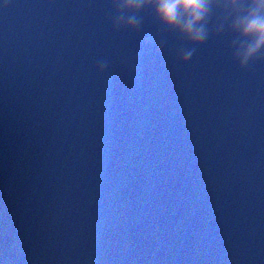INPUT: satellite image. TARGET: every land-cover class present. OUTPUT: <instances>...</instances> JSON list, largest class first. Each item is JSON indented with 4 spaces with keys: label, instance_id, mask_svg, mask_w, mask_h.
Instances as JSON below:
<instances>
[{
    "label": "water",
    "instance_id": "95a60500",
    "mask_svg": "<svg viewBox=\"0 0 264 264\" xmlns=\"http://www.w3.org/2000/svg\"><path fill=\"white\" fill-rule=\"evenodd\" d=\"M236 7L192 45L151 6L132 31L112 0H0V264H264V60L233 59Z\"/></svg>",
    "mask_w": 264,
    "mask_h": 264
},
{
    "label": "clouds",
    "instance_id": "9594fccd",
    "mask_svg": "<svg viewBox=\"0 0 264 264\" xmlns=\"http://www.w3.org/2000/svg\"><path fill=\"white\" fill-rule=\"evenodd\" d=\"M112 3L118 5L120 12L113 23L116 29L138 31L143 21L139 13L145 6H151L152 15L164 29L176 32L192 45L203 44L209 38L214 6L223 9L236 5L232 9L235 12L232 28L247 38V43L232 54L233 59L241 68L248 66L250 61L264 60V56L259 55L264 49V0H112ZM195 51V47L182 45L178 56L188 61ZM107 66L106 60L98 62L101 71Z\"/></svg>",
    "mask_w": 264,
    "mask_h": 264
}]
</instances>
